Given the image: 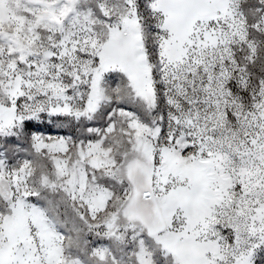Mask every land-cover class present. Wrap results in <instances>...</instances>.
<instances>
[{
  "label": "snow or ice",
  "instance_id": "snow-or-ice-1",
  "mask_svg": "<svg viewBox=\"0 0 264 264\" xmlns=\"http://www.w3.org/2000/svg\"><path fill=\"white\" fill-rule=\"evenodd\" d=\"M0 264H264V0H0Z\"/></svg>",
  "mask_w": 264,
  "mask_h": 264
}]
</instances>
